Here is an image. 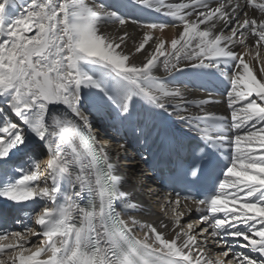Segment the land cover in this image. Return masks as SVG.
I'll return each instance as SVG.
<instances>
[{
    "label": "snow or ice",
    "instance_id": "6c2138e0",
    "mask_svg": "<svg viewBox=\"0 0 264 264\" xmlns=\"http://www.w3.org/2000/svg\"><path fill=\"white\" fill-rule=\"evenodd\" d=\"M134 3L169 17L178 34L152 45V32L170 25L133 20L148 31L129 49L127 31L102 30L129 23L119 9L87 0H30L13 18L16 0H0V199L17 206L53 203L35 211L31 236L32 210L14 221L24 232L0 223V241H14L0 243V255L8 254L0 264H264V0ZM144 52V60L133 63ZM189 69L211 70L228 82V116L204 110L211 98L182 95L177 77ZM53 105L66 110L52 111ZM93 111L114 113L138 143L157 145L153 159L172 185L205 186L203 198L191 191L183 197L195 206L187 213H199L195 224L182 223L179 193L175 201L165 197L175 205L171 238L151 223L121 218L116 202L128 196L92 131ZM164 113L187 125L195 145L160 124ZM40 145L48 153L50 187L37 183L41 166L30 154ZM225 151L230 155L222 157ZM82 198L85 206L77 203ZM137 226L148 229L143 239L133 234ZM38 236L44 240L33 250ZM213 245L223 249L222 258H211Z\"/></svg>",
    "mask_w": 264,
    "mask_h": 264
},
{
    "label": "bare ground",
    "instance_id": "6f19581e",
    "mask_svg": "<svg viewBox=\"0 0 264 264\" xmlns=\"http://www.w3.org/2000/svg\"><path fill=\"white\" fill-rule=\"evenodd\" d=\"M27 2H30V0H16V3L19 5V7L13 14V18L20 14V11L23 10ZM87 2L103 4L113 10L119 9L120 13L129 20V23L124 25L123 28H121L118 23H116L109 24L104 29H102L103 31L116 35L121 34L123 31H127L131 37V39L128 41L129 49L133 48L134 43H139V41L142 39L144 31H148V29L141 30L137 24L131 22L133 20L144 22H165L166 24L170 25L163 31L155 30L152 32V35L155 38L151 42L152 45L155 44L157 39H163L167 42H170V40L178 34L179 28H174L171 26L174 23L173 20L146 7L135 4L134 0H87ZM169 2L175 3L179 2V0H169ZM248 11L250 16L256 15L259 17L258 12H253L252 10ZM251 43L252 41L249 40V44ZM148 50L151 51L152 47H149ZM236 50L238 52L243 51V48H237ZM262 52H264V50H262ZM147 54V52H144L142 54L134 55L132 57L133 63L139 64L144 60ZM252 64L259 77V67L256 66L255 61H252ZM156 74L162 75V72L157 71ZM177 79L181 87L182 95L188 100L211 98L213 102L205 105L204 110L206 112L217 115H229L225 96V90L228 87V82L223 80L219 74H213L211 70H205L201 72L200 70L193 71L189 69L188 71L178 75ZM84 93L86 98L91 96V93L86 89L84 90ZM84 107L87 109L90 107V105H85ZM51 110L56 112H64L66 109L63 105H53L51 106ZM190 111L198 112L199 109L190 107ZM68 114L71 115L70 112ZM114 117V113L111 115H100L93 111L91 112V127L97 138L103 141L102 145L107 148L111 156V162L116 165V174L122 177L121 190L127 193L128 199L118 201L120 203L118 207L120 215L122 219L128 221L129 223L132 219L136 220L138 225L151 223L157 226L158 230L164 232L167 238H171L174 234L171 227V220L174 215L172 208L175 207V205L166 204L165 197H167V195H165L164 192H162V190H160L155 185L154 179L151 176V173L147 171L146 163L143 161V159H139L136 156V152L138 150H143L142 148L144 147L146 151L148 149L154 150L156 147L152 145L151 148H147L141 143H138L133 133L127 128L121 127L119 121ZM158 121L164 127L171 126L184 137L193 136L187 125L180 121L175 115L168 116L167 113L161 114L158 117ZM121 144L126 145V147L121 148ZM40 146L44 148L43 145ZM44 150L46 152V158L44 159L45 161H43L42 167L46 168L48 153L46 149ZM222 155L224 157L230 155V153L225 151L222 153ZM44 174H47V171L44 172ZM42 179H45V176H41V180ZM48 186H51L50 181H48ZM64 187L67 188L69 192L71 191V187L69 185H65ZM171 199L173 201L176 200L172 197ZM129 202L134 205V207L131 209L125 207V205ZM77 203H79L80 206H85L87 204L86 198L78 199ZM44 207L51 208L53 207V203L51 201H44ZM194 207L195 206L191 201L181 200V203L178 207V212L185 213V218L182 220L183 224L196 223L199 213L195 211H193L191 215L187 213V209H194ZM161 225H168V227L164 228L161 227ZM147 231V228H141L137 226L135 227L133 234L137 238L143 239L144 233ZM31 235L32 234L30 233L28 236ZM37 238L38 237H34L32 239V241H36L34 246L31 245L33 250L44 240L42 237L38 239ZM209 243H212L211 240H209ZM26 247H28V245H26ZM222 251L223 249L218 250L215 245H213L209 250V254L212 259H218L222 258ZM236 251H241V249L234 248L233 252ZM244 251L257 259H260L258 254L250 253L247 249H244Z\"/></svg>",
    "mask_w": 264,
    "mask_h": 264
},
{
    "label": "rangeland",
    "instance_id": "374dc122",
    "mask_svg": "<svg viewBox=\"0 0 264 264\" xmlns=\"http://www.w3.org/2000/svg\"><path fill=\"white\" fill-rule=\"evenodd\" d=\"M33 150L31 152V155H34L37 158L38 163L40 164V180L37 182L40 184V186H45V184L47 183L48 186V181H46V174H44V172H46V168L42 167L43 161H45L44 159L46 158V152L44 150V148H42V146H32ZM37 153V154H36ZM43 170V171H42ZM41 176H45V179L41 180ZM41 181V182H40ZM46 181V182H45ZM45 182V183H44ZM34 244H36V241H32L31 245L34 246Z\"/></svg>",
    "mask_w": 264,
    "mask_h": 264
}]
</instances>
